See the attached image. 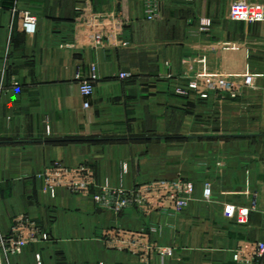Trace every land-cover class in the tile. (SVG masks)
<instances>
[{"label": "crops", "instance_id": "1", "mask_svg": "<svg viewBox=\"0 0 264 264\" xmlns=\"http://www.w3.org/2000/svg\"><path fill=\"white\" fill-rule=\"evenodd\" d=\"M146 2L0 0V237L20 216L52 237L7 264H38L37 256L41 264H142L106 248L103 232L116 225L172 252L150 264H236L240 243L264 241V22L232 18L236 4L264 0H167L155 22L145 19ZM87 4L123 19L130 47H71ZM22 12L36 17L35 34L24 31ZM92 65L99 80L85 109L75 75ZM201 66L252 74L255 86L235 99L177 94ZM57 162L88 166L97 187L116 189L180 170L195 194L180 215H115L64 188L52 197L39 175Z\"/></svg>", "mask_w": 264, "mask_h": 264}, {"label": "built area", "instance_id": "2", "mask_svg": "<svg viewBox=\"0 0 264 264\" xmlns=\"http://www.w3.org/2000/svg\"><path fill=\"white\" fill-rule=\"evenodd\" d=\"M167 0H147L144 10L145 19L155 22L159 18L161 4ZM24 31L29 34L37 32V19L28 12H22ZM232 18L248 22H264V7L257 5L236 4L232 8ZM125 22L115 13H98L89 4L80 10V17L75 27V40L71 44L75 49L128 48L124 40ZM197 61L198 58H195ZM127 73L121 78H128ZM187 83L176 89L177 94L207 100L212 94L232 99L254 88L255 77L252 74L224 72L222 69H208L201 66L196 71L185 73ZM75 79L79 84L80 95L86 100L84 108L91 107L90 99L94 96L99 80L97 67L92 65L89 72L79 70ZM43 188L55 197L59 189H66L74 195L91 196L93 202L101 209L119 215L135 209L144 217L157 212L180 215L190 205L195 194V185L179 177L162 179L147 184H138L131 189H116L108 184L97 187L95 173L88 166L68 168L60 162L53 164L39 175ZM95 188H98L94 191ZM94 191V192H93ZM210 184L204 189V199L212 198ZM257 208L254 198L250 208L240 210L239 220L244 222L251 210ZM52 241L51 235L44 231L34 220L18 217L7 237H0V264H7L11 257L21 255L32 245ZM103 242L107 249L126 252L136 256L142 264H150L156 255L171 256L170 250L162 249L158 243L151 241L144 231H130L116 225L103 232ZM236 264H264V241H245L239 244L233 253ZM38 264H41L37 256Z\"/></svg>", "mask_w": 264, "mask_h": 264}, {"label": "rangeland", "instance_id": "3", "mask_svg": "<svg viewBox=\"0 0 264 264\" xmlns=\"http://www.w3.org/2000/svg\"><path fill=\"white\" fill-rule=\"evenodd\" d=\"M188 97V96H187ZM179 139H183V138H179ZM180 172H183V171H178V173H176V174H174L172 177H168V178H171V179H176V178H179V177H181V178H183V174L182 173H180ZM184 179V178H183ZM112 187V186H111ZM51 242V241H50Z\"/></svg>", "mask_w": 264, "mask_h": 264}]
</instances>
